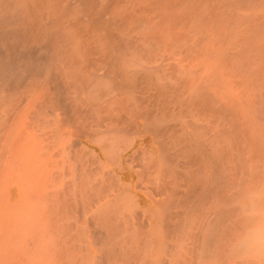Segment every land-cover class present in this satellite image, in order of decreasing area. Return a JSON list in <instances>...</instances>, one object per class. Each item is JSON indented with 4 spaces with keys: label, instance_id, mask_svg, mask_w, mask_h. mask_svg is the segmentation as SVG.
I'll use <instances>...</instances> for the list:
<instances>
[{
    "label": "bare ground",
    "instance_id": "obj_1",
    "mask_svg": "<svg viewBox=\"0 0 264 264\" xmlns=\"http://www.w3.org/2000/svg\"><path fill=\"white\" fill-rule=\"evenodd\" d=\"M259 187L264 0H0V264H232Z\"/></svg>",
    "mask_w": 264,
    "mask_h": 264
},
{
    "label": "clouds",
    "instance_id": "obj_2",
    "mask_svg": "<svg viewBox=\"0 0 264 264\" xmlns=\"http://www.w3.org/2000/svg\"><path fill=\"white\" fill-rule=\"evenodd\" d=\"M231 235L232 264H264V187L242 191Z\"/></svg>",
    "mask_w": 264,
    "mask_h": 264
},
{
    "label": "rangeland",
    "instance_id": "obj_3",
    "mask_svg": "<svg viewBox=\"0 0 264 264\" xmlns=\"http://www.w3.org/2000/svg\"><path fill=\"white\" fill-rule=\"evenodd\" d=\"M85 228H86V230H85ZM84 230H85V233H86V235H87V237H88L89 235H88L87 233L90 231V227H88L87 225H86V226L84 225ZM86 231H87V232H86ZM90 233H91V232H90ZM88 239H89V237H88ZM98 252H99V251L97 250V253H98ZM113 255H114V254H113ZM120 255H121V254H120ZM126 255H127L126 257H125V255H123V254L121 255V258L124 256V257L122 258V260L125 259L126 261H129V260H130L129 258H130L133 254H126ZM128 255H129L130 257H129ZM114 256H115V257H114ZM114 256H111V257L115 258V263L117 262L116 264H121V263L119 262V258H120L119 254H115ZM116 256H117V257H116ZM4 257H5V256H4ZM4 257H3V258H4ZM128 257H129V258H128ZM117 258H118V259H117ZM121 258H120V259H121ZM128 259H129V260H128ZM122 260H121V261H122ZM115 263H114V264H115Z\"/></svg>",
    "mask_w": 264,
    "mask_h": 264
}]
</instances>
